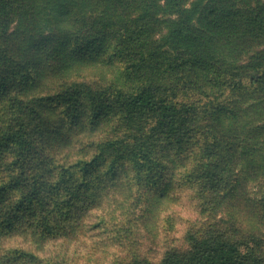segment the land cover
<instances>
[{"label": "trees", "instance_id": "trees-1", "mask_svg": "<svg viewBox=\"0 0 264 264\" xmlns=\"http://www.w3.org/2000/svg\"><path fill=\"white\" fill-rule=\"evenodd\" d=\"M262 140L264 0H0V264H78L44 247L92 229L104 264H264L234 216L264 227Z\"/></svg>", "mask_w": 264, "mask_h": 264}, {"label": "rangeland", "instance_id": "rangeland-1", "mask_svg": "<svg viewBox=\"0 0 264 264\" xmlns=\"http://www.w3.org/2000/svg\"><path fill=\"white\" fill-rule=\"evenodd\" d=\"M258 50V48H254ZM243 51L239 58L243 62L248 61L251 58V54L254 52ZM264 146V141H261ZM248 192L251 198H258L264 193V171L258 173L249 183ZM123 205L117 204L110 214H116L122 212ZM192 203L186 199L173 204L161 213L160 219H156L153 222H148L143 227L141 235L147 239V242H157L160 244L165 238L172 239V237L180 236L186 225V220L195 216ZM98 212H101L98 210ZM214 212L217 213L219 218H226L233 214L232 209L224 208L222 206L214 207ZM236 222L240 225L242 232L247 231H261L264 233V227L259 226L254 216L250 215V209L242 207L237 215ZM94 217H91L88 221L89 224L93 223ZM139 220L136 221L135 226L139 227ZM101 229H92L83 234L80 238L75 240L59 239L49 242L44 247V252L59 254L65 253L67 260L76 261L78 264H104L109 256V253H113L114 249L104 244V238L106 234ZM13 238L12 241H15ZM155 244V245H156Z\"/></svg>", "mask_w": 264, "mask_h": 264}]
</instances>
